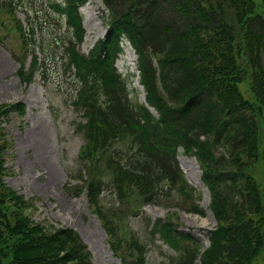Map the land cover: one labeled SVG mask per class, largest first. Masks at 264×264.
Instances as JSON below:
<instances>
[{"label":"trees","instance_id":"trees-1","mask_svg":"<svg viewBox=\"0 0 264 264\" xmlns=\"http://www.w3.org/2000/svg\"><path fill=\"white\" fill-rule=\"evenodd\" d=\"M89 1L53 3L72 30L65 40L57 37L54 48H41L45 58L36 51V26L27 31L7 8L12 1L0 4V12L9 13L15 21L11 30L22 39L24 82L44 69L62 42L59 57L75 83L73 105L84 117L82 183L76 190L94 206L114 253L123 264H146L147 244L120 227L126 214L144 205L177 194L204 215L202 193L180 166L182 149L199 161L210 193L216 225L209 245L180 230L170 215L155 221L152 232L182 251L179 264H264V185L256 171L261 167L264 176V13L257 11L256 0H102L106 34L84 53L80 8ZM124 38L137 53L144 102L116 66ZM245 81L253 98L241 91ZM12 111L24 114L25 104H0V264H93L75 230L48 229L22 216L33 201L4 180L9 142L2 124ZM105 192L115 195L117 207L100 204ZM112 210H122V216ZM9 212L16 215L14 224Z\"/></svg>","mask_w":264,"mask_h":264},{"label":"rangeland","instance_id":"rangeland-1","mask_svg":"<svg viewBox=\"0 0 264 264\" xmlns=\"http://www.w3.org/2000/svg\"><path fill=\"white\" fill-rule=\"evenodd\" d=\"M12 1V11L23 26H36V51L45 58L44 50L54 48L57 37L62 40L71 36L66 17L53 7L59 0H0ZM257 11L264 13L262 0H256ZM169 9V8H168ZM105 6L102 0H91L81 8L85 36L80 45L88 53L93 45L103 38L107 30ZM0 104L23 102L25 112H10L3 121L7 133L8 148L4 151L6 160L5 183L23 195L31 205L24 207L22 216L40 222L48 229L68 227L76 231L88 246L93 264H123L119 255L111 247L110 237L101 220L94 211L85 193H78L76 185L82 183L80 173L83 162L79 152L84 143V134L79 124L82 114L73 105L75 97L74 79L69 71L65 72L59 57L62 42L46 58L47 65L37 72L30 82L20 78L19 68L25 54L22 39L11 30L15 21L8 12H0ZM16 26V25H15ZM124 52L117 61L122 75L131 82V88L138 91V99L145 100V92L138 82L137 54L127 39L123 40ZM32 48H30L31 50ZM24 59L26 69L31 64V51ZM247 98H253L250 85L245 81L240 85ZM179 163L188 182L200 193L199 208L204 215L190 209L192 203L184 204L179 195L159 203L149 204L136 213L126 214L120 227L136 233L148 246L146 264H179L182 251L174 250L163 243L158 234L152 232L157 220L174 217L179 229L190 232L201 245H209V231L216 225L210 209V193L202 181V169L194 156H187L179 150ZM257 179L264 185L262 168H257ZM53 173V177L50 174ZM82 174V173H81ZM187 203V202H186ZM100 204L106 208L118 206L114 194L105 192ZM114 211V210H112ZM122 210L111 212L122 216ZM9 221L17 220L14 212H9ZM3 218L0 217V221ZM0 222V229L2 227ZM193 264H200L196 260Z\"/></svg>","mask_w":264,"mask_h":264},{"label":"bare ground","instance_id":"bare-ground-1","mask_svg":"<svg viewBox=\"0 0 264 264\" xmlns=\"http://www.w3.org/2000/svg\"><path fill=\"white\" fill-rule=\"evenodd\" d=\"M4 66H5L4 63H0V70H1V69H4ZM48 174H50V177L53 175V173H51V172L48 173ZM52 177H53V176H52Z\"/></svg>","mask_w":264,"mask_h":264}]
</instances>
